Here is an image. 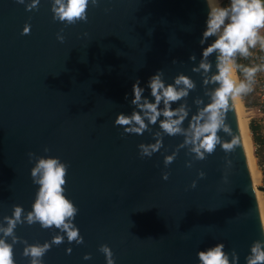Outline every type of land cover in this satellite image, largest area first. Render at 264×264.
<instances>
[{"label": "water", "instance_id": "water-1", "mask_svg": "<svg viewBox=\"0 0 264 264\" xmlns=\"http://www.w3.org/2000/svg\"><path fill=\"white\" fill-rule=\"evenodd\" d=\"M207 10L205 0H98L85 21L65 25L53 20L50 0L27 11L0 0V220L14 204L30 210L37 185L27 153L56 156L68 165L63 187L83 237L53 244L43 264H106L101 244L114 264H197V250L217 242L246 264L249 246L264 239L232 98L230 132L220 135L237 143L227 153L217 145L203 160L180 148L165 167L163 154L182 139L167 135L161 150L141 158L137 145L152 142L151 133L127 134L113 124L117 113L131 111L132 83L144 85L158 69L169 80L191 76L196 87L187 103L195 111L203 88L189 56L200 58ZM25 23L30 30L22 34ZM15 235L43 243L55 230L23 223ZM23 247L13 245L15 264H28Z\"/></svg>", "mask_w": 264, "mask_h": 264}, {"label": "clouds", "instance_id": "clouds-1", "mask_svg": "<svg viewBox=\"0 0 264 264\" xmlns=\"http://www.w3.org/2000/svg\"><path fill=\"white\" fill-rule=\"evenodd\" d=\"M39 2L16 0L26 11L35 10ZM205 3L208 10L199 40L202 46L200 58L189 56V60L195 62L189 70L199 75L203 88V96L193 98L195 111L187 103L190 90L196 87L191 76L177 72L169 80L158 69L144 85L138 78L132 83L131 111L117 113L113 121L114 125L123 126V133H151L152 142L137 145L141 158L151 157L161 150L164 135L182 137L171 153L163 154L165 167L174 160L180 148L186 149V155L191 154V160L205 159L217 145L225 153L231 151L236 139L224 141L220 135L221 132H230L226 123L229 99L250 92L257 73L264 72V56L259 57V63L255 60L247 64L241 62L253 57L254 49L264 53V0H205ZM97 4L98 0H50V11L53 20L71 25L85 21L88 6ZM29 30L30 25L25 23L22 34ZM61 32H57L56 39L63 42ZM48 151L47 147L43 148V152ZM27 156L30 162L34 161L29 174L37 188L30 210L14 204L11 215L0 220V264H15L13 245L18 240L24 245L22 255L28 257V264H43L42 257L53 244L65 239L77 244L83 241L74 223L78 209L66 197L63 187L67 163L59 157L37 155L31 151ZM191 160L185 161L186 167H191ZM228 163L226 160L225 164ZM204 175L203 171H197L198 177ZM167 178L168 173L162 172L161 179ZM195 185L193 180L190 187ZM23 223H37L42 228L54 229L55 235L51 242L29 244L15 235L16 226ZM224 247L223 242H217L197 250V264H239L235 250L226 252ZM98 250L103 253L106 264H114L112 252L106 244H101ZM65 252L70 253L71 248L67 247ZM89 258L87 253L83 256L85 260ZM246 264H264V239L255 240L249 246Z\"/></svg>", "mask_w": 264, "mask_h": 264}, {"label": "crops", "instance_id": "crops-1", "mask_svg": "<svg viewBox=\"0 0 264 264\" xmlns=\"http://www.w3.org/2000/svg\"><path fill=\"white\" fill-rule=\"evenodd\" d=\"M262 56H264V53H262ZM241 62L247 64L248 60H242ZM239 97L248 115L247 127L251 135L255 161L259 169L261 165H264V125L260 122L259 118L249 116V113L247 111L248 109H251L256 105L257 96L255 95L254 88L252 87V90L250 92ZM250 128L252 129V131ZM260 180L263 184L261 188H264V174L260 176Z\"/></svg>", "mask_w": 264, "mask_h": 264}, {"label": "bare ground", "instance_id": "bare-ground-1", "mask_svg": "<svg viewBox=\"0 0 264 264\" xmlns=\"http://www.w3.org/2000/svg\"><path fill=\"white\" fill-rule=\"evenodd\" d=\"M232 101H233L234 110H235L237 121H238V128H239V132H240V136H241V140H242V145H243L244 152H245L246 159H247V163H248L250 177L252 180V184H253L256 199H257V204H258V209H259L260 218H261V222H262V227L264 230V199L261 197V194L256 189L258 177H257V171H256L255 164H254V158L251 154L249 131H248V127L244 124V122L240 118V115L242 112L241 111L242 105H241V102L239 100V97L238 96L232 97Z\"/></svg>", "mask_w": 264, "mask_h": 264}, {"label": "built area", "instance_id": "built-area-1", "mask_svg": "<svg viewBox=\"0 0 264 264\" xmlns=\"http://www.w3.org/2000/svg\"><path fill=\"white\" fill-rule=\"evenodd\" d=\"M253 52L255 55L249 58L248 63L250 60H255L257 63H259V57L262 56V53L258 48L254 49ZM252 87L254 88L255 95L257 96V103L253 108L248 109L247 111L249 116L259 118L260 122L264 125V72L257 73ZM259 172L260 175L264 174V165L259 167Z\"/></svg>", "mask_w": 264, "mask_h": 264}, {"label": "rangeland", "instance_id": "rangeland-1", "mask_svg": "<svg viewBox=\"0 0 264 264\" xmlns=\"http://www.w3.org/2000/svg\"><path fill=\"white\" fill-rule=\"evenodd\" d=\"M239 97V96H238ZM239 100H240V97H239ZM240 102H241V100H240ZM241 115H240V118L242 119V121L244 122V124L247 126V118H248V115H247V112H246V110H245V108L243 107V104H242V102H241ZM249 136H250V148H251V154H252V156H253V158H254V164H255V168H256V171H257V177H258V181H257V184H256V189H257V191L261 194V197L264 199V192L260 189L262 186H263V184H262V182H261V180H260V173H259V169H258V166H257V164H256V161H255V156H254V152H253V148H252V140H251V135H250V133H249Z\"/></svg>", "mask_w": 264, "mask_h": 264}, {"label": "trees", "instance_id": "trees-1", "mask_svg": "<svg viewBox=\"0 0 264 264\" xmlns=\"http://www.w3.org/2000/svg\"><path fill=\"white\" fill-rule=\"evenodd\" d=\"M251 129V128H250ZM251 131H252V129H251ZM264 192V191H263Z\"/></svg>", "mask_w": 264, "mask_h": 264}]
</instances>
